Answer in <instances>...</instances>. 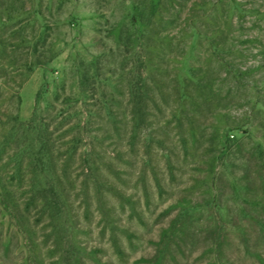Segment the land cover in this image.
<instances>
[{"label":"rangeland","instance_id":"rangeland-1","mask_svg":"<svg viewBox=\"0 0 264 264\" xmlns=\"http://www.w3.org/2000/svg\"><path fill=\"white\" fill-rule=\"evenodd\" d=\"M0 264H264V0H0Z\"/></svg>","mask_w":264,"mask_h":264},{"label":"trees","instance_id":"trees-1","mask_svg":"<svg viewBox=\"0 0 264 264\" xmlns=\"http://www.w3.org/2000/svg\"><path fill=\"white\" fill-rule=\"evenodd\" d=\"M7 12V11H6ZM8 14V17H10V18H12L13 17V12L10 10V9H8V12H7ZM35 53V52H34ZM34 55H36V54H34ZM37 58V57H36ZM43 60H41V59H39V57L35 60H32V62L30 63V64H27V65H31V66H36V65H41V64H43V62H42Z\"/></svg>","mask_w":264,"mask_h":264}]
</instances>
